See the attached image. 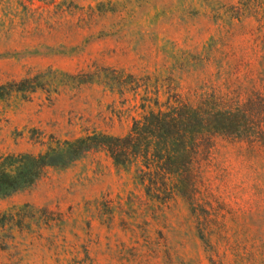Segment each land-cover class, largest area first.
Wrapping results in <instances>:
<instances>
[{"label":"rangeland","instance_id":"1","mask_svg":"<svg viewBox=\"0 0 264 264\" xmlns=\"http://www.w3.org/2000/svg\"><path fill=\"white\" fill-rule=\"evenodd\" d=\"M186 105L236 118L166 186L93 151L0 198V264H264V0H0V156Z\"/></svg>","mask_w":264,"mask_h":264},{"label":"trees","instance_id":"2","mask_svg":"<svg viewBox=\"0 0 264 264\" xmlns=\"http://www.w3.org/2000/svg\"><path fill=\"white\" fill-rule=\"evenodd\" d=\"M244 15L242 13L235 18L242 21ZM25 83L33 84L30 87L32 91L37 90L28 79L20 82L21 85ZM234 118L236 116L232 111L211 113L187 105L180 108L173 106L168 111L151 109L141 120L134 122L125 136L94 134L64 141L57 148L36 155L26 153L0 156V198H8L33 187L48 169H66L93 151L105 152L118 166L129 168L136 165L141 175H145L140 179L141 184H146L148 175L151 186L157 184L156 177L159 176L166 186L169 174H181V169L175 170L177 160L184 157L192 161L197 154L199 144L196 138L212 131L218 122ZM140 159L146 161L144 166L149 172H145L138 164ZM152 163L161 164L162 173L156 177L154 175L157 172L151 170ZM185 173L184 182L193 187L188 177L189 164ZM202 240L205 241L204 236ZM211 262L218 264L213 259Z\"/></svg>","mask_w":264,"mask_h":264}]
</instances>
